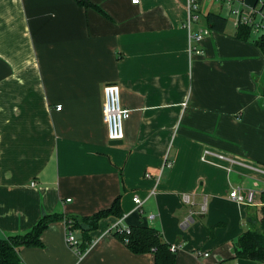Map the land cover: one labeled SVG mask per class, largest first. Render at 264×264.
I'll list each match as a JSON object with an SVG mask.
<instances>
[{
    "label": "crops",
    "instance_id": "1",
    "mask_svg": "<svg viewBox=\"0 0 264 264\" xmlns=\"http://www.w3.org/2000/svg\"><path fill=\"white\" fill-rule=\"evenodd\" d=\"M187 1L0 0V239L30 231L45 214L61 216L42 246L20 248L23 264H155L110 232L121 219V227H153L179 245L175 264H264L234 259L263 195L259 207L228 195L233 185L261 186V176L202 161L210 149L264 166V56L208 0L192 33L209 32L192 41L202 54L191 55ZM210 12L227 18L224 32L209 28ZM109 84L131 111L118 145L103 119ZM117 198L123 218L102 220L83 254L71 248L67 219ZM74 235L82 245L81 232Z\"/></svg>",
    "mask_w": 264,
    "mask_h": 264
},
{
    "label": "trees",
    "instance_id": "2",
    "mask_svg": "<svg viewBox=\"0 0 264 264\" xmlns=\"http://www.w3.org/2000/svg\"><path fill=\"white\" fill-rule=\"evenodd\" d=\"M80 6L92 7L89 0H75ZM206 21L211 30L224 32L228 20L226 17L210 12L206 16ZM253 35L252 30L246 26H239L237 29V38L248 42ZM255 46L264 56V35L254 40ZM262 95L264 96V82L262 86ZM264 201V195L262 197ZM262 217L259 223L253 222L249 228L243 232L235 243L234 259L249 260L264 263V206L260 208ZM123 218L121 209V200L117 198L111 207L97 212L96 214L84 218H69L66 221L67 227L73 231H80L82 236V245L79 246L81 254L89 249L92 243L91 234L95 232L100 222L107 218ZM61 219L59 214H45L37 224L28 232L16 235H10L0 239V264H23L19 250L22 247H40L42 246L41 237L44 231L51 223ZM250 222V220H249ZM256 223V224H255ZM259 227V228H257ZM130 233L114 232V236L125 243L129 250L135 254L152 253L155 264H175L176 253L171 251V246L165 242L159 230L149 226L130 227Z\"/></svg>",
    "mask_w": 264,
    "mask_h": 264
},
{
    "label": "built area",
    "instance_id": "3",
    "mask_svg": "<svg viewBox=\"0 0 264 264\" xmlns=\"http://www.w3.org/2000/svg\"><path fill=\"white\" fill-rule=\"evenodd\" d=\"M141 0H132L133 4H139ZM206 0H188L187 1V18L184 27L189 33V53L202 54V50L197 49L192 45V41H200L203 35L208 34L209 30H201L199 33H192V26L200 21L202 17V5ZM212 4L220 6L221 9H226L229 15L236 18V25L249 27L253 33L264 35V0H259L255 6L248 5L246 0H208ZM260 35V36H261ZM104 93V104H103V119L107 126L108 138L111 141H122L125 137L124 124L131 117V111L123 108L121 104V88L116 84L106 85L103 89ZM61 106H58L56 110L60 111ZM213 157L219 161L227 162L229 165L224 166L228 173H232L233 165L244 166L245 168L252 171L254 176H261V186L255 184L252 188H246L242 184L233 185L229 191V198L238 205L246 207H259L257 203V195H264V166L259 164H246L242 160L235 157L227 156L220 152H214L210 149L205 150L202 156V161L210 164H217L209 159ZM259 188V189H258ZM138 208L141 207L143 202L138 198H134ZM183 202L189 206L195 204L194 200L190 195L183 196ZM207 210V202L201 207L200 213H205ZM194 212H190V216L186 219L185 225H190L193 222ZM122 220V219H121ZM121 220L110 228V232L119 233H130L129 228L121 227ZM67 243L71 248L81 254L79 249V242L76 240L74 231L67 227ZM180 249L179 245H172L171 251L176 253ZM201 254V253H200ZM204 256H208L206 253Z\"/></svg>",
    "mask_w": 264,
    "mask_h": 264
},
{
    "label": "rangeland",
    "instance_id": "4",
    "mask_svg": "<svg viewBox=\"0 0 264 264\" xmlns=\"http://www.w3.org/2000/svg\"><path fill=\"white\" fill-rule=\"evenodd\" d=\"M229 18H230V19H229L230 21L236 23V18H234L233 16H230ZM260 35H261V34L253 33V35H252V37H251V40H252V41L256 40ZM259 216H260V219H261L262 214H261L260 212H259V214H258V216H257V221H256V223H259V222H260V219L258 218ZM256 223H255V224H256ZM257 228H259V227H257ZM245 229H248V226H246ZM248 261H249V260H248Z\"/></svg>",
    "mask_w": 264,
    "mask_h": 264
},
{
    "label": "water",
    "instance_id": "5",
    "mask_svg": "<svg viewBox=\"0 0 264 264\" xmlns=\"http://www.w3.org/2000/svg\"><path fill=\"white\" fill-rule=\"evenodd\" d=\"M112 143H113L114 145H118V144H121L122 141H112Z\"/></svg>",
    "mask_w": 264,
    "mask_h": 264
}]
</instances>
